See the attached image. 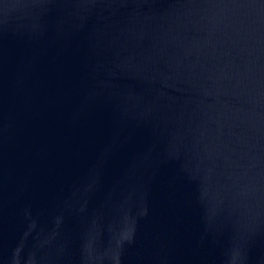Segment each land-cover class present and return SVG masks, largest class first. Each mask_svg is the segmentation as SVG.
Here are the masks:
<instances>
[{
	"label": "water",
	"instance_id": "water-1",
	"mask_svg": "<svg viewBox=\"0 0 264 264\" xmlns=\"http://www.w3.org/2000/svg\"><path fill=\"white\" fill-rule=\"evenodd\" d=\"M0 264H264V0H0Z\"/></svg>",
	"mask_w": 264,
	"mask_h": 264
}]
</instances>
